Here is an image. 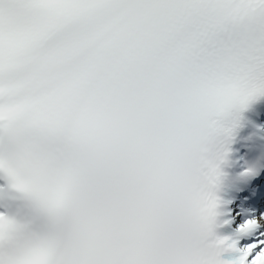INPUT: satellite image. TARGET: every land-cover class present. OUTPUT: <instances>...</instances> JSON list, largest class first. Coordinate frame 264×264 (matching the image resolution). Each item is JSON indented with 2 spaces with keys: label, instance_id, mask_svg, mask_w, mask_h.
Returning <instances> with one entry per match:
<instances>
[{
  "label": "snow or ice",
  "instance_id": "obj_1",
  "mask_svg": "<svg viewBox=\"0 0 264 264\" xmlns=\"http://www.w3.org/2000/svg\"><path fill=\"white\" fill-rule=\"evenodd\" d=\"M259 95L264 0H0V264H264V215L240 247L198 203Z\"/></svg>",
  "mask_w": 264,
  "mask_h": 264
},
{
  "label": "clouds",
  "instance_id": "obj_2",
  "mask_svg": "<svg viewBox=\"0 0 264 264\" xmlns=\"http://www.w3.org/2000/svg\"><path fill=\"white\" fill-rule=\"evenodd\" d=\"M227 116L215 118L209 122V129H211L212 134L200 144L198 153L199 208L204 212L214 213L215 218L217 216L216 209L219 201L217 192L225 176L221 165L227 160V151L217 149L216 140L219 136L229 135L232 131L227 122ZM254 167L255 164L251 165L249 171ZM213 205H215L214 208ZM212 235L215 238H219L218 241L214 240V242L223 241L224 236L217 235L214 230Z\"/></svg>",
  "mask_w": 264,
  "mask_h": 264
}]
</instances>
